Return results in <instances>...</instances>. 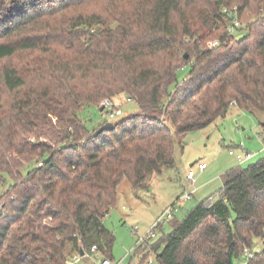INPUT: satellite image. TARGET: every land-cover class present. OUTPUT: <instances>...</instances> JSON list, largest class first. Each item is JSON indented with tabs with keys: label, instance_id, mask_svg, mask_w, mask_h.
<instances>
[{
	"label": "trees",
	"instance_id": "1",
	"mask_svg": "<svg viewBox=\"0 0 264 264\" xmlns=\"http://www.w3.org/2000/svg\"><path fill=\"white\" fill-rule=\"evenodd\" d=\"M244 11L254 19L235 27ZM105 100L139 113L96 135L106 122L79 114ZM233 108L264 113V0H0V264H67L94 246L113 263L104 220L121 181L175 168L184 136ZM253 159L136 247L137 264H264Z\"/></svg>",
	"mask_w": 264,
	"mask_h": 264
},
{
	"label": "rangeland",
	"instance_id": "2",
	"mask_svg": "<svg viewBox=\"0 0 264 264\" xmlns=\"http://www.w3.org/2000/svg\"><path fill=\"white\" fill-rule=\"evenodd\" d=\"M253 19L252 13L244 11L239 17L241 28ZM244 33L240 28L233 32L237 39L243 37ZM188 70L179 72L180 79L188 74ZM121 104L123 115L116 120L106 118L105 112L94 107L81 112L79 118L92 130L105 122H117L139 113L135 103L124 100ZM241 145H244L248 153L257 154L250 163L264 158V113L253 115L233 108L225 119H219L205 129L184 136L182 146L176 148L175 168L165 169L162 174H152L144 188L134 189L126 179L122 180L118 186L117 205L104 220L105 227L113 235V264L138 263V258L134 256L138 237L133 234V229L139 228V236L147 233L179 195L198 188L193 199L176 214L177 220H182L201 201L217 195L223 186L222 176L239 165L237 155L243 153L239 147ZM230 151H234L236 155H230ZM202 163L207 165V169L198 171L197 165ZM192 165L197 180L195 187L187 182ZM9 184V180L6 184L0 182V196ZM169 231L170 226L166 225L164 232ZM260 250L261 244L258 242L255 251ZM100 261L101 258L92 254L77 264H99Z\"/></svg>",
	"mask_w": 264,
	"mask_h": 264
},
{
	"label": "built area",
	"instance_id": "3",
	"mask_svg": "<svg viewBox=\"0 0 264 264\" xmlns=\"http://www.w3.org/2000/svg\"><path fill=\"white\" fill-rule=\"evenodd\" d=\"M227 13L229 14H236L237 13V8H233L232 10H226ZM234 19V18H233ZM234 25L235 27H239L240 26V22L238 20L234 21ZM217 43H210L209 47H214L216 46ZM104 110V112L106 113V118L110 119V120H116L117 118H119L120 116L123 115V112L121 110V108H119L114 102L110 101V100H105L104 102L101 103L100 105ZM242 150L243 153H238L237 155V159L239 164L245 163L251 159H253L257 154H253V153H248L245 150L244 145L239 146ZM230 155L235 156L236 153L234 151H230ZM207 169V165L205 163L202 164H198L197 165V170L198 171H205ZM187 182L189 185L191 186H195L197 183L196 180V174H195V170L192 167L190 169V171L188 172L187 175ZM196 190H192L190 192H186L183 195H181L177 201L170 206L165 213H163L160 217H158L156 219V221L153 223L152 227L150 228V230L145 233L144 235L139 236V228L136 227L133 229V234L137 235L138 237V241H137V245L136 247L141 246L143 243H145L146 241L149 240H154L157 238V231H159L160 228L165 227L173 218L176 214L180 213L182 211V209L185 207L186 203H188L189 201H191L195 195ZM96 255L98 256V249L96 246H94L91 249V253L86 255ZM85 256V257H86ZM245 256L248 258H253L254 255H252L251 253H249V251H245ZM84 257L81 255H75L74 257H72L67 264H77L78 262H80V260H82ZM153 260L150 258L149 261L147 262V264H152ZM99 264H113L110 260L108 259H101V261L99 262Z\"/></svg>",
	"mask_w": 264,
	"mask_h": 264
},
{
	"label": "water",
	"instance_id": "4",
	"mask_svg": "<svg viewBox=\"0 0 264 264\" xmlns=\"http://www.w3.org/2000/svg\"><path fill=\"white\" fill-rule=\"evenodd\" d=\"M103 108L101 109V112H103ZM114 128V124L113 123H106L105 125H103L97 132L96 135L100 134L103 131H110ZM81 256H84V253L81 252Z\"/></svg>",
	"mask_w": 264,
	"mask_h": 264
},
{
	"label": "crops",
	"instance_id": "5",
	"mask_svg": "<svg viewBox=\"0 0 264 264\" xmlns=\"http://www.w3.org/2000/svg\"><path fill=\"white\" fill-rule=\"evenodd\" d=\"M192 167H193V165H192ZM196 184H197V183H196ZM190 186H191V185H190ZM191 187H193V186H191ZM194 187H195V186H194ZM193 190H196V192H195V195H196L197 192H198V188H194ZM191 191H192V190H191ZM181 195H182V194H181ZM181 195H179L178 198H179ZM178 198H177V199H178ZM177 199H176V201H177ZM176 201H175V202H176ZM175 202H174V203H175ZM174 203H173V204H174ZM173 204H172V205H173ZM172 205H171V206H172ZM183 209H184V208H183ZM167 225H168V224H167Z\"/></svg>",
	"mask_w": 264,
	"mask_h": 264
}]
</instances>
